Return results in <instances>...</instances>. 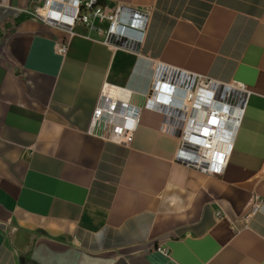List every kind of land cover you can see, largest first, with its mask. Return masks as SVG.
Returning a JSON list of instances; mask_svg holds the SVG:
<instances>
[{"label": "crops", "instance_id": "0c3cea01", "mask_svg": "<svg viewBox=\"0 0 264 264\" xmlns=\"http://www.w3.org/2000/svg\"><path fill=\"white\" fill-rule=\"evenodd\" d=\"M5 1L0 264H264V0H100L150 13L139 51L78 23L64 55L65 31L20 12L42 0ZM155 62L250 91L222 174L176 161L157 112L127 145L92 127L112 87L143 105Z\"/></svg>", "mask_w": 264, "mask_h": 264}, {"label": "built area", "instance_id": "2783aa9c", "mask_svg": "<svg viewBox=\"0 0 264 264\" xmlns=\"http://www.w3.org/2000/svg\"><path fill=\"white\" fill-rule=\"evenodd\" d=\"M5 6L6 1L1 0L0 11ZM20 12L65 31L66 39L57 45L63 55L78 23L103 34L104 43L110 47L137 52L150 20L147 10L124 4L108 6L100 0H42L38 6ZM143 96L142 106L119 105L115 98L99 104L93 112L92 127L105 124L109 140L127 145L134 139L143 110L157 112L162 116L160 130L179 138L176 161L205 174L224 172L250 96L244 83H224L155 62L149 91ZM262 203L263 199L255 195L251 213Z\"/></svg>", "mask_w": 264, "mask_h": 264}, {"label": "bare ground", "instance_id": "6f19581e", "mask_svg": "<svg viewBox=\"0 0 264 264\" xmlns=\"http://www.w3.org/2000/svg\"><path fill=\"white\" fill-rule=\"evenodd\" d=\"M116 49H120V48H116ZM112 91L115 93V94H117V95H113V96H111V98L113 97V98H115V99H118V96H120L121 95V93H123L124 92V89H123V87H112ZM111 95V94H110ZM107 96V95H106ZM109 96V95H108Z\"/></svg>", "mask_w": 264, "mask_h": 264}]
</instances>
